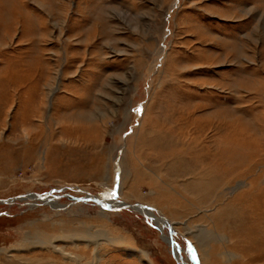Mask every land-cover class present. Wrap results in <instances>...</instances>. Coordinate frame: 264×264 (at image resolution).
<instances>
[{
	"label": "rangeland",
	"instance_id": "rangeland-1",
	"mask_svg": "<svg viewBox=\"0 0 264 264\" xmlns=\"http://www.w3.org/2000/svg\"><path fill=\"white\" fill-rule=\"evenodd\" d=\"M87 227L100 264H264V0H0V250Z\"/></svg>",
	"mask_w": 264,
	"mask_h": 264
},
{
	"label": "bare ground",
	"instance_id": "bare-ground-1",
	"mask_svg": "<svg viewBox=\"0 0 264 264\" xmlns=\"http://www.w3.org/2000/svg\"><path fill=\"white\" fill-rule=\"evenodd\" d=\"M31 196H32V198H35V199L38 198V195H36V194H31ZM23 198H26V195H23L21 199H23ZM88 198H93L95 201L99 202L102 206H108L109 208L112 207L113 209H118V208H124V207H126L127 209L141 212L142 215L145 214L146 216H150V217L154 218L155 220H158L159 222H161V220L158 219L151 212L149 206H147V208H144V205L143 206L140 205V204L138 205V203H137V205H138L137 206L136 204L135 205L134 204H129V203H126L124 201H119V202L111 201V202L108 203L107 202L108 198L106 196L100 197V196H97V195H88L87 199ZM79 199L80 198H76V200H79ZM125 204L127 206H123ZM105 208L106 207H103V209H105ZM103 209H102V211H104ZM79 223L82 224V225L83 224H86L83 221H81ZM163 225H164V223H163ZM199 227L200 226L197 227L198 230H200ZM202 228H204V227H202ZM62 231H63V233L60 236V238H66V236L67 237H70L71 236L69 234L71 231H69L65 227L62 228ZM188 232H189V230H188ZM162 233H163V230H162ZM72 236H73L72 237L73 240L70 241V243L74 245V247L77 249L76 251H73V250L71 251V250L65 249L64 247H59L58 244H56L57 243L56 241L47 242L45 239H43V240L40 241L41 245L39 247H42V248L44 247V249H42V250H49L51 248V249H53L54 252H58V254H53L52 251L50 253H46L45 256H46V259L48 261H54L57 258H62L68 264L69 263H71V264L72 263L73 264H87V262H84L83 261L84 260V258H82L83 255L79 251H81L84 248H86V249L90 248L91 249L93 247L91 249L92 250L91 252L94 255L93 256L94 257V260L91 263H89V264H100L102 262V260H103V255L100 254V245L101 244L99 243V240L106 241V243L109 246L110 245L115 246L116 244H120L121 243V242H118V240H115L116 238H114L113 236H111V234L107 230H104L101 233L98 232V231L96 233H94L90 227H87L84 230V232H81V231L78 232V233L77 232H73ZM102 236H105V237H102ZM162 237L164 238V240L170 246L173 247L174 255H175L177 261L178 262L180 261V264H182L181 259H180L179 255L176 252V250L179 249L178 246L173 242V240H171L170 238L168 239L167 236H165V234H162ZM194 237L196 238V236H194ZM217 239L219 240V242H222L223 244L226 243V242H224V241H226V236L225 235L219 236ZM82 246H84V248ZM20 248H16L15 250H13V249H10V250L9 249H2V250H0V254L3 252L5 255H7L10 258L9 261L11 262V264H34V262H37V257H38L37 254H34L32 256H24L23 255V251L26 250V249L24 247H20ZM175 248H176V250H175ZM16 251H18V252H16ZM215 251H217V250H215ZM16 253H18V254H16ZM217 254L220 255L221 258L223 260H225L226 262H231L236 257H238V253L233 252L228 247H225V245L221 246V250ZM203 256H204V258L207 259V254H204ZM206 263H208V262L206 261Z\"/></svg>",
	"mask_w": 264,
	"mask_h": 264
},
{
	"label": "snow or ice",
	"instance_id": "snow-or-ice-1",
	"mask_svg": "<svg viewBox=\"0 0 264 264\" xmlns=\"http://www.w3.org/2000/svg\"><path fill=\"white\" fill-rule=\"evenodd\" d=\"M116 192L115 191H113L112 193H111V195L113 196V197H115L116 196Z\"/></svg>",
	"mask_w": 264,
	"mask_h": 264
},
{
	"label": "water",
	"instance_id": "water-1",
	"mask_svg": "<svg viewBox=\"0 0 264 264\" xmlns=\"http://www.w3.org/2000/svg\"><path fill=\"white\" fill-rule=\"evenodd\" d=\"M137 205V204H136ZM139 205V204H138ZM137 205V206H138ZM123 206H127L126 204L125 205H123ZM121 207V206H120ZM135 207V206H134ZM124 208H126V207H124ZM144 216H146L145 214H143ZM178 264H180V261L178 262Z\"/></svg>",
	"mask_w": 264,
	"mask_h": 264
}]
</instances>
